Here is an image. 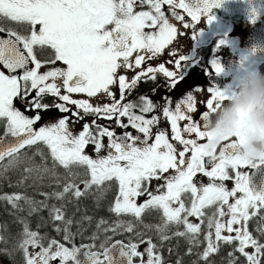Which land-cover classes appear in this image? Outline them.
I'll use <instances>...</instances> for the list:
<instances>
[{"label": "snow or ice", "instance_id": "1", "mask_svg": "<svg viewBox=\"0 0 264 264\" xmlns=\"http://www.w3.org/2000/svg\"><path fill=\"white\" fill-rule=\"evenodd\" d=\"M217 3L218 0H0V19L28 26L26 34L0 26V34H5L0 35V121L4 122L0 161L10 158L5 170L20 163L23 149L43 144L53 160V169L29 166L23 169L25 173L52 171L55 175L54 168L60 165L70 176L73 167L86 168L90 176L83 181V191L70 181L61 192L52 194L57 199L69 192L79 198L93 185L99 187L115 181L118 191L109 211L117 216L131 215L142 223L146 211L159 210L163 223L145 227H155L161 241L171 238L166 235L171 225L182 224L184 231L173 235L187 237L190 245L199 246L206 218L209 231L204 234L206 246L198 254L201 260L207 262L222 245H235L228 253V264H237L235 253L243 256L246 264H264V243L249 230V222L264 210V187L257 191L250 186L249 172L242 170L264 164V158L250 162L241 156L244 138L239 131L224 137L219 144L208 143L212 138L209 115L219 108V101L226 99L227 91L215 83L207 87L197 85L175 101L174 106L167 94L188 77L190 61L177 47L178 37L183 35L178 25L188 28ZM138 5H146L148 10H135ZM186 16L191 23L186 21ZM36 49H50L52 58L41 61ZM165 53L166 60L156 65L151 63ZM57 62H62L64 67L40 71L42 66ZM129 71L134 73L131 77L127 75ZM204 71L213 79L222 73L218 55L208 62ZM158 76L164 77V83L159 86L165 89L162 105L146 94L139 97V103L127 101L139 83L155 82ZM157 90L153 88L151 92L155 94ZM205 92L206 99H200V94ZM73 94H84L87 98H74ZM45 95L55 97L56 101L42 102ZM91 98H103L106 102L92 103ZM17 99L25 104V111L35 114L30 117L17 108L14 104ZM201 105L205 110L198 119L194 118ZM53 107L71 115H62L56 122L36 128L42 119L41 112ZM157 110L158 114L146 115ZM86 116L93 119L85 121L83 129L74 135L69 128L70 120L75 123ZM101 119L114 121L124 131L117 134L111 124L98 123ZM162 119L170 133L169 128L159 127ZM129 128L136 134L128 131ZM105 137L108 152L99 156L105 148ZM89 144L97 153L95 159L85 153ZM34 155L44 158L40 149ZM198 174L209 182L195 183ZM152 180L163 181L155 192L149 191ZM228 180L234 181L231 189L226 187ZM142 195L148 199L138 203L137 198ZM186 199L190 200L189 204ZM0 200L17 209L20 201L28 204L31 211L37 210L36 203L47 207L44 202H35L21 193L5 194ZM212 207L215 211L206 216L205 210ZM50 215L54 221L65 223L63 239L71 247L55 239L45 246V237L30 230L27 221L21 219L23 231L16 249L23 253L24 264L57 261L58 264H136V258L139 264H163L157 245L150 238L140 241L147 243L143 252L135 242L108 243L111 237H106L98 247L94 243L77 246L72 243L74 234L67 226L72 221H65L62 209L53 206ZM189 217L200 222L192 223ZM260 218L264 220V216ZM105 223L101 219L97 228ZM124 226L125 222L119 221L104 231L115 233ZM125 230H134L131 221ZM56 231L60 232V227ZM257 232L264 236V228H258ZM97 238L95 233L91 237L93 241ZM4 239L0 236V241ZM188 251L191 253L192 248ZM145 253L147 260L143 259ZM176 264L181 261L177 260Z\"/></svg>", "mask_w": 264, "mask_h": 264}, {"label": "flooded vegetation", "instance_id": "2", "mask_svg": "<svg viewBox=\"0 0 264 264\" xmlns=\"http://www.w3.org/2000/svg\"><path fill=\"white\" fill-rule=\"evenodd\" d=\"M137 11L140 10H148L147 6H137ZM166 10V6H165ZM209 17H212L209 20ZM186 21L191 23L189 17L186 16ZM175 22V21H173ZM0 26L5 29L12 28L21 34H26L28 32V26L13 23L7 19H0ZM183 35L178 37V50L181 54L185 55L190 64L187 69L186 75L188 77L182 81L179 85H177L174 91L168 92L167 94L172 97L173 106L175 101L182 98L187 91L193 89L195 86H203L207 87L210 83H215V85L219 88L224 89L225 91H229L235 85L237 76L242 71H247L251 69H259L260 71H264V0H218L217 4H214L206 14L201 15L200 19L191 24L188 28L182 29ZM5 35V34H0ZM223 42V43H220ZM36 54L38 59L41 61L48 60L52 58V51L50 49H36ZM219 56L220 61L223 66V71L221 74L213 77L211 75H205V66L208 62L216 56ZM167 53L163 56L159 57L156 60L151 61L153 65L166 60ZM52 67H64L62 62H57L56 64H48L42 66L40 69L41 72L47 71ZM2 68V66H0ZM123 71V70H122ZM134 73L132 71L127 72V75L131 77ZM164 83V77L158 76L155 82H141L134 89L130 95L127 97V101H133L139 103V97L141 95H148L150 99L153 100L154 103L163 104L162 96L165 95V89L163 87H159ZM158 88V90L153 94L151 89ZM118 95V89H116ZM32 95H35V92H32ZM74 98H87L84 94H73ZM207 93L200 94V99H206ZM56 101L55 97L50 95H45L43 98L44 103L52 104ZM126 101V102H127ZM90 102L92 103H103L106 102L103 98H91ZM14 104L21 111H24L26 115L33 116V111H25V104L21 102V100L17 99L14 101ZM74 109V106H73ZM205 108L201 105L199 111L194 114V118H199L200 113H202ZM152 114H158V110L155 113L146 114L150 117ZM48 123H54L58 120L62 115H71V113H61L57 109L50 108L48 110ZM93 119L92 116H86L84 120H80L78 122H69V128L72 133L78 134L83 129V124L85 121H91ZM126 122V118H123ZM98 123L102 125L111 124V126L115 129L117 134H122L124 131L119 127L115 126V122H109L106 120H98ZM36 128H39L40 125L36 124ZM159 127L161 128H169L166 121L163 119L160 121ZM128 131H131L134 135L136 134L134 129L129 128ZM155 132V128L153 130ZM170 133V128H169ZM0 135H4V122L0 121ZM204 142V141H201ZM103 143L105 148L102 149L99 153V156L107 155V143L108 140L105 137L103 139ZM36 146V145H35ZM26 147L20 153L21 158L25 156H30L31 153H34V147ZM85 153L92 156L94 159L97 158V153L94 151V146L89 144L85 148ZM10 158H5V160L0 161V182L2 185H8L9 182H15L16 180L21 181L24 180V175L16 173L20 170L21 164L18 163L15 167H8L5 170L4 166L8 164V160ZM21 162V161H20ZM260 165V164H259ZM258 166V165H257ZM255 168L251 166L248 169H242L244 171H248L249 175ZM12 172V174H9ZM264 176V172H263ZM90 179V177H89ZM194 182L198 185L203 183L207 184L209 182L207 177H204L202 174H198L194 177ZM163 184L162 180H152L151 185L149 187V191L155 192L156 186ZM226 187L231 189L234 186L233 180H228L225 182ZM20 185V184H15ZM254 188L263 187L264 181L255 180L251 182V185ZM80 189L83 191L84 183L82 182L79 185ZM118 191V185L115 181L105 182L102 186L93 185L84 195L86 197L92 196H102V203H104V196H108L105 198L107 204L112 205L115 200L116 194ZM148 199L147 195H142L137 198L138 203H142L144 200ZM186 204L190 203V200L186 199ZM106 204V203H105ZM109 210V207H108ZM215 211V208H208L205 210L206 216L211 215ZM99 214L105 216L109 220H113L114 222H119L127 220V218H131V215H120L109 211L103 212L100 211ZM110 218H109V217ZM261 216H264V210H262L256 217H254L249 222V230L253 232L254 235L258 236L262 243H264V236H260L259 232H257L258 228H264V220H261ZM123 218V219H122ZM189 220L192 223H199L200 221L196 217H189ZM163 223L162 213L159 210H148L142 216V226L144 228L145 225H158ZM138 229V228H137ZM149 232L145 233L142 240L147 241L149 238L152 240L153 244L157 245L158 254L163 258V264H176L177 260L181 261V264H228L229 256L228 253L233 250L235 245H222L219 252L212 254L208 261L205 262L199 258V253L203 252L204 247L206 246V242L204 241V234L209 231L207 227V219L205 218L204 224L202 225V230L199 236L200 244L199 246H192L188 243L187 237H179L173 235L176 231H184V226L181 224L171 225L166 235L171 238L168 240L161 241L160 234L157 235V231L155 227L146 228ZM119 231H126L125 227H119ZM134 232V231H132ZM145 232V231H142ZM156 235V236H154ZM140 247H147V243H140ZM165 244H168L165 246ZM47 246V245H45ZM165 247H173L174 251H166ZM189 247L192 248L191 253H189ZM138 249V250H139ZM251 251V249H249ZM147 255V254H145ZM144 255V256H145ZM166 255H171L172 259L168 260ZM238 257L237 264H246V260L239 253H235ZM145 260V258L143 257ZM136 264H139V258H136Z\"/></svg>", "mask_w": 264, "mask_h": 264}, {"label": "trees", "instance_id": "3", "mask_svg": "<svg viewBox=\"0 0 264 264\" xmlns=\"http://www.w3.org/2000/svg\"><path fill=\"white\" fill-rule=\"evenodd\" d=\"M37 149L42 150L43 159L40 155H34ZM34 153H31L30 156L22 157L20 162L21 168L19 171L15 172V174H20L21 172V174L27 176L28 179H24L25 182L23 181V183H20L19 180L13 183L9 182L8 185L5 186L0 182V196L21 193L35 202H44L47 207H43L41 204L36 203L34 206L37 210L31 211V207L28 204L24 203V201H20V208L17 209L13 208L8 201L0 200V236L5 238L4 241H0V250H8L7 252L0 251V264H24L23 253L16 249V244L21 238L20 234L23 231V224L20 222L21 219L27 221L30 230L38 232L40 236L45 237L43 240L44 245H47L49 240L55 239L71 247V244H68L63 239V228L65 227V223L54 221L52 215H50L53 206L62 209L65 221L69 219L72 221V223L67 226L70 232L74 234L72 243L77 246L94 243L98 247L106 237H111L108 243L114 239H121L126 243L129 241L137 243L142 240L144 234L147 232H142L139 229L142 223L137 221L134 217L127 218L124 226L126 228L127 222L131 221L134 225V232H122L119 231V228L116 229L115 233L111 230L107 232L104 231L105 228L111 229L116 225V222L113 220H109L105 216L99 214L100 211H102V213H109L108 207L110 208V204H107V199L105 200L108 196H104V203H102V196L86 197L83 195L76 198L69 192L65 194L62 199H57L52 195L53 193L61 192L65 184L70 181L79 186L83 181L89 179L90 176L87 174V169L84 167H73L71 169L73 175L70 176L69 171L65 170L60 165L55 166V175H53L52 171L47 173H25L23 169L29 166H39L41 169L47 166L49 169H53V160L45 145L37 144L34 147ZM29 157H32V159L29 160ZM9 174H12V172H9ZM15 184L20 185L16 186ZM44 193H47L48 196L46 197L43 195ZM84 217H91L92 219L89 221L84 219ZM101 219L105 220L107 223L103 224L101 228L98 229L97 223ZM57 227H60V232L56 231ZM94 233L98 237L95 241L91 239ZM137 233H142L143 235L137 236ZM166 256H168V260L172 259L171 255Z\"/></svg>", "mask_w": 264, "mask_h": 264}, {"label": "clouds", "instance_id": "4", "mask_svg": "<svg viewBox=\"0 0 264 264\" xmlns=\"http://www.w3.org/2000/svg\"><path fill=\"white\" fill-rule=\"evenodd\" d=\"M219 105L208 119L209 146L239 131L244 138L241 156L250 162L264 158V71H242Z\"/></svg>", "mask_w": 264, "mask_h": 264}, {"label": "rangeland", "instance_id": "5", "mask_svg": "<svg viewBox=\"0 0 264 264\" xmlns=\"http://www.w3.org/2000/svg\"><path fill=\"white\" fill-rule=\"evenodd\" d=\"M35 113H33V115H34ZM48 110H46V111H42L41 112V116H42V119L37 123V124H39L40 126H43L44 124H46V123H48ZM141 231H145V232H149V230L148 229H146V228H144L142 225H140V228H139ZM159 233H157V235H158ZM154 236H156V235H154ZM157 237V236H156ZM168 244H165V246H167ZM145 249V247H140V249H139V251H141V252H143V250ZM171 249V251H174V249H173V247H169V250ZM30 251H39V248H36V249H29ZM165 250L166 251H169L168 250V248L167 247H165ZM171 251H169V252H171ZM146 254V253H145ZM144 258H145V260H147V255H145L144 256ZM55 264H58V261L57 262H55Z\"/></svg>", "mask_w": 264, "mask_h": 264}, {"label": "water", "instance_id": "6", "mask_svg": "<svg viewBox=\"0 0 264 264\" xmlns=\"http://www.w3.org/2000/svg\"><path fill=\"white\" fill-rule=\"evenodd\" d=\"M11 138H9L10 140ZM3 147V146H0ZM263 172H264V164H260L258 165L250 174V180L255 181V180H260V181H264V176H263ZM264 187V186H263ZM262 187H257L255 188L257 191H259ZM115 240H121V239H114L112 240L110 243L114 242ZM123 241V240H122ZM126 243V242H125Z\"/></svg>", "mask_w": 264, "mask_h": 264}]
</instances>
